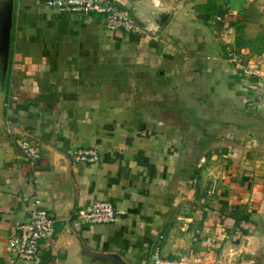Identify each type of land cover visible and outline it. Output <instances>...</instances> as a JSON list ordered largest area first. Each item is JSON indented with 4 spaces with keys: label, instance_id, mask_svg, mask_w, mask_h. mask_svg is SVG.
<instances>
[{
    "label": "crops",
    "instance_id": "0c3cea01",
    "mask_svg": "<svg viewBox=\"0 0 264 264\" xmlns=\"http://www.w3.org/2000/svg\"><path fill=\"white\" fill-rule=\"evenodd\" d=\"M45 1L17 0L0 87V264H18L6 240L34 196L54 222L41 264H150L156 242L180 264H264V181L237 169L252 171L241 141L257 132L264 143V102L245 104L251 91L221 57L243 16L264 15V0H144L171 13L156 37ZM113 1L131 13L137 0ZM256 18L247 24L264 30ZM246 30V40L263 35ZM6 117L37 146L34 168L10 143ZM80 148L99 162L71 160ZM95 202L111 203L115 222L75 229L76 212Z\"/></svg>",
    "mask_w": 264,
    "mask_h": 264
},
{
    "label": "built area",
    "instance_id": "2783aa9c",
    "mask_svg": "<svg viewBox=\"0 0 264 264\" xmlns=\"http://www.w3.org/2000/svg\"><path fill=\"white\" fill-rule=\"evenodd\" d=\"M45 6L59 13L101 16L105 29L109 31H121L136 36L146 35V28L141 27L126 8L113 0H46ZM214 21L223 23L220 16H216ZM10 99L15 97L10 96L8 102H4L5 109L9 108ZM17 127L19 123L5 118L4 128L10 143L20 152L29 167L34 168L40 159V153L26 134H14ZM68 154L71 160L83 164H97L100 160L98 151L94 148L74 149L68 151ZM40 203L34 196L28 209L27 221L16 223L9 230L6 252L15 263L41 264L40 246L51 245L54 222L48 213L40 208ZM116 216L117 211L111 203L95 202L79 209L72 225L75 229H80L86 224H113ZM150 260V264H180L175 259L162 256L159 242L152 247Z\"/></svg>",
    "mask_w": 264,
    "mask_h": 264
},
{
    "label": "rangeland",
    "instance_id": "374dc122",
    "mask_svg": "<svg viewBox=\"0 0 264 264\" xmlns=\"http://www.w3.org/2000/svg\"><path fill=\"white\" fill-rule=\"evenodd\" d=\"M252 13L250 15L243 16V18L239 21L241 23H238L237 27L234 30L233 37L236 38L235 43H233L234 48H226V46H223L225 50H222V59L225 61L227 60L229 65H232L235 71V74L238 76L237 79L241 81V88H244L242 90L248 89L251 92H248V94L245 95V97L249 98L246 101V105L250 103H256L255 105L259 104L260 101L264 102V41L259 40L258 38L254 40H246L244 39V29L246 26V32L248 36H254L258 33L263 34L260 37L264 38V30L258 31L259 29L257 27H251L247 24L249 23V19L253 17H257L256 19H262L263 14L260 13L258 16L251 17ZM135 19V18H134ZM136 20V19H135ZM137 21V20H136ZM246 22V23H243ZM221 29V27H220ZM147 30V29H146ZM149 33L146 31V34ZM151 37H156V35H153L152 33ZM149 34V35H150ZM217 35H218V45L220 43V32L217 28ZM254 38V37H253ZM238 39V41H237ZM249 42V45L242 46L241 44ZM222 47V46H221ZM229 54H232L229 56ZM239 89V95H242V91ZM241 93V94H240ZM244 96V94H243ZM241 96V97H243ZM247 112V111H246ZM248 114V113H247ZM258 121V120H256ZM226 133V132H225ZM254 135L251 136V144L248 145V141L243 140L241 141V152H244L248 156V159L251 160L252 164V171H250L248 168V165L246 164H238L237 169L245 172H251L254 174V177L257 178L260 181H264V143L260 142V139L257 137H261V133L253 132ZM229 162V161H228ZM230 163V162H229ZM249 163V164H250ZM237 176H240V173L237 174ZM235 177V176H233ZM218 180L219 183L224 182L223 174L220 172L219 175L215 176V182Z\"/></svg>",
    "mask_w": 264,
    "mask_h": 264
},
{
    "label": "water",
    "instance_id": "95a60500",
    "mask_svg": "<svg viewBox=\"0 0 264 264\" xmlns=\"http://www.w3.org/2000/svg\"><path fill=\"white\" fill-rule=\"evenodd\" d=\"M16 4L17 0H0V87L4 85L6 80ZM127 7L141 24L149 27H147V31L156 36L167 24L171 15L170 11L152 6L144 0L131 2ZM250 111H254L252 107L248 108V112ZM107 258L115 264H124L119 258L113 256Z\"/></svg>",
    "mask_w": 264,
    "mask_h": 264
},
{
    "label": "trees",
    "instance_id": "16d2710c",
    "mask_svg": "<svg viewBox=\"0 0 264 264\" xmlns=\"http://www.w3.org/2000/svg\"><path fill=\"white\" fill-rule=\"evenodd\" d=\"M238 23H241V22H238ZM261 38H263V37H261ZM258 39H260V37L258 38ZM261 41H264V38H263V40H261ZM243 43V42H242ZM242 46H246L245 45V43H243V44H241Z\"/></svg>",
    "mask_w": 264,
    "mask_h": 264
}]
</instances>
